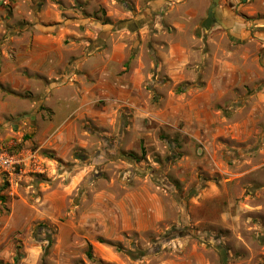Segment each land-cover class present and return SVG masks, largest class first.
Here are the masks:
<instances>
[{"label":"rangeland","instance_id":"rangeland-1","mask_svg":"<svg viewBox=\"0 0 264 264\" xmlns=\"http://www.w3.org/2000/svg\"><path fill=\"white\" fill-rule=\"evenodd\" d=\"M135 6L129 0L111 6L103 0H0V146L25 157L13 181L0 182V264H99L88 238L73 234L72 209H92L86 190L95 181L137 179L162 194L172 221L145 233L124 232L119 240L98 238L145 253L131 259L101 241L129 264H224V255L225 264H264L260 81L215 104L183 93L181 87L195 86L196 79H171L165 65L171 31L154 28V17L121 12ZM59 134L65 136L61 150L74 140L66 159L53 146ZM83 168L88 173L63 199L59 215L46 216L45 195L62 199L69 175ZM29 207L45 216L14 224Z\"/></svg>","mask_w":264,"mask_h":264},{"label":"crops","instance_id":"crops-1","mask_svg":"<svg viewBox=\"0 0 264 264\" xmlns=\"http://www.w3.org/2000/svg\"><path fill=\"white\" fill-rule=\"evenodd\" d=\"M103 1L111 6L113 0ZM129 1L134 2L136 6L132 10L121 11L124 15L136 14L137 18L145 20L154 17V28L164 25L171 31L168 33L170 40L167 42L165 60L171 79L177 83L194 82L196 79L195 86L181 90L183 93L195 92L197 99L215 104L225 101L228 94L237 93V88L246 91V86L260 81L256 96L264 108V0H220L208 23L212 0ZM176 36L184 37V40H177ZM204 36H207V53H202L201 50V40ZM195 64L197 66L192 68ZM195 68L199 70L198 77L194 74ZM209 69L211 75L207 76ZM112 79L113 82L109 83L108 80L111 79L104 78L107 84L113 85L116 80ZM102 83L99 85L101 90L104 86ZM56 138L53 146L59 152V158L66 159L73 148L71 141L74 140L69 138L71 141L67 150H61L58 145L64 142L65 136L59 134ZM43 146L47 145H41ZM87 173L88 169L83 168L69 175L70 186L62 199L54 198L52 192L46 194L44 205L42 204L45 206L44 214L52 218L57 217L63 199L73 188H77ZM98 184L95 181L86 190V196L90 194L93 197L92 209L74 206L73 218L69 220V224L75 237L85 236L94 245V258L99 264H129L119 252L98 238L119 240L124 232L145 233L156 230L161 224L172 221L170 210L162 194L147 180L137 179L131 184L115 181H105L103 185L100 182V186H97ZM38 210L40 211L37 208L33 214L32 208L29 207L27 216L14 224L27 225L45 216L37 213ZM16 212L12 210L11 216ZM87 224L90 225L91 231L88 229L82 233L80 228H86ZM35 251V248H29L32 260L37 258ZM207 262L206 259H197L193 264ZM87 263L92 264L90 261ZM162 264L178 262L165 259Z\"/></svg>","mask_w":264,"mask_h":264},{"label":"built area","instance_id":"built-area-1","mask_svg":"<svg viewBox=\"0 0 264 264\" xmlns=\"http://www.w3.org/2000/svg\"><path fill=\"white\" fill-rule=\"evenodd\" d=\"M25 164L22 152H12L5 146H0V182H12Z\"/></svg>","mask_w":264,"mask_h":264},{"label":"trees","instance_id":"trees-1","mask_svg":"<svg viewBox=\"0 0 264 264\" xmlns=\"http://www.w3.org/2000/svg\"><path fill=\"white\" fill-rule=\"evenodd\" d=\"M188 87H189V85H185V86L181 87V88H182L181 90H184V89H186V88H188ZM123 154H124V153H123ZM123 154L120 153L119 156L122 157ZM123 156H125V155H123ZM126 156L129 157L127 160H129L130 162H132L133 159L138 160L136 157L133 158L132 155H126ZM183 220H184V219H183ZM190 234H191V233L186 232V235H190ZM100 240L103 241V242H107V243H109V244L115 246L116 250L121 251V252H124V253L127 254L131 259H137V258H139L140 256H142V255L145 254V253H141V251H140V253H139L138 249H137V250H133V249H125V248H124L119 242H117V241H107V240H105V239H100ZM160 247H161V244H160L159 246L155 247V248L153 249L152 252H154V253H155V252H158L159 249H160ZM142 252H143V251H142ZM19 259H20V255L17 254V255L14 257V260H15V262L17 263V262L19 261ZM226 261H227V257H226V255H224V256H223V263L225 264Z\"/></svg>","mask_w":264,"mask_h":264},{"label":"water","instance_id":"water-1","mask_svg":"<svg viewBox=\"0 0 264 264\" xmlns=\"http://www.w3.org/2000/svg\"><path fill=\"white\" fill-rule=\"evenodd\" d=\"M219 1L220 0H212L211 7L209 9V14H208L209 17L207 19V23L211 21V17L213 15L214 11L216 10Z\"/></svg>","mask_w":264,"mask_h":264}]
</instances>
